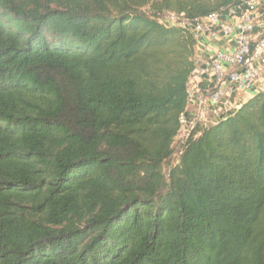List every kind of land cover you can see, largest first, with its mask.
I'll use <instances>...</instances> for the list:
<instances>
[{"label":"trees","instance_id":"16d2710c","mask_svg":"<svg viewBox=\"0 0 264 264\" xmlns=\"http://www.w3.org/2000/svg\"><path fill=\"white\" fill-rule=\"evenodd\" d=\"M241 2L0 0V264H264V78L161 171L197 45L164 16Z\"/></svg>","mask_w":264,"mask_h":264},{"label":"built area","instance_id":"2783aa9c","mask_svg":"<svg viewBox=\"0 0 264 264\" xmlns=\"http://www.w3.org/2000/svg\"><path fill=\"white\" fill-rule=\"evenodd\" d=\"M228 15L222 19L218 14H211L194 21L173 14L168 17L170 25L188 29L196 42H199L203 31L209 32L212 41L231 42V47L215 48L213 54L195 70L199 83L194 82L193 77L189 80V102L194 93H199L201 84L207 83L211 87L206 97L211 121L206 124L218 120L223 112L236 109V104L232 103L223 111V101L227 96L233 93H257L263 86L264 34L256 35L255 21L259 16H264V7L260 6V0H242L240 5L229 10ZM194 121L188 119L185 112L179 116L183 129H189Z\"/></svg>","mask_w":264,"mask_h":264},{"label":"crops","instance_id":"0c3cea01","mask_svg":"<svg viewBox=\"0 0 264 264\" xmlns=\"http://www.w3.org/2000/svg\"><path fill=\"white\" fill-rule=\"evenodd\" d=\"M260 6L264 7V0H260ZM255 32L256 35H262L264 34V16H259L258 19L255 21ZM231 42H227V40H218L217 42L212 41L209 38V32L203 31L200 34L199 42H197V45L195 47V60H196V69L202 65V63L209 58L212 54L215 48H222L224 47H231ZM199 76L198 72L195 71L193 75V81L199 83ZM211 87L207 83H203L200 85L199 93H194L192 96V100L189 102L188 106L185 109V114L188 119H194L195 116L199 121L209 123L211 120L210 114L208 109V104L206 102V91L210 90ZM254 93H243V94H236L233 93L229 96H227L223 101V111L229 108L230 105L236 104V108L243 104L247 99H249L251 96H253ZM235 109L228 110L227 112H223L221 114L220 118H224L234 112ZM206 114V115H205ZM206 117H205V116ZM202 118V119H199ZM206 118V119H205ZM217 121V120H216Z\"/></svg>","mask_w":264,"mask_h":264},{"label":"rangeland","instance_id":"374dc122","mask_svg":"<svg viewBox=\"0 0 264 264\" xmlns=\"http://www.w3.org/2000/svg\"><path fill=\"white\" fill-rule=\"evenodd\" d=\"M145 11H146V9H145ZM168 17H169V14H165V16H164V21H165V24H166V25H169ZM166 19H167V20H166ZM205 115H206V114H205ZM205 115H204V116H205ZM196 118H198V117H197V116L194 117V120H195V121L197 120ZM199 119H202V118H199ZM195 121H194V122H195ZM189 128H190V127H189ZM187 130H188V127H186L185 129L182 128V131H181L180 135H179L177 138H175V139L173 140V143H172L173 155H172L171 159L168 160V161L162 166V170H161V171H162V174H163L164 177L167 176V173H168V171H169V168H170L171 166H174V164L176 163V160H177V157H178V152H179L180 145H181L182 136L187 132Z\"/></svg>","mask_w":264,"mask_h":264}]
</instances>
